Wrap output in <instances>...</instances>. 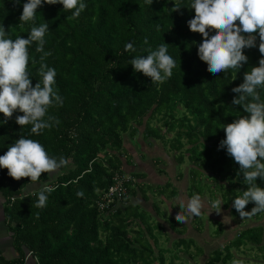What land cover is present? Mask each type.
<instances>
[{
    "label": "trees",
    "instance_id": "16d2710c",
    "mask_svg": "<svg viewBox=\"0 0 264 264\" xmlns=\"http://www.w3.org/2000/svg\"><path fill=\"white\" fill-rule=\"evenodd\" d=\"M25 2L15 5L13 0H0V26L4 25L12 39L17 35L27 38L32 26L19 24ZM84 2L87 8L74 20L66 18L71 13H65L61 4H44L36 13V26L49 24L45 50L52 54L46 62L56 69L55 87L64 101L63 106L50 109V114L58 117L59 126L29 136L31 126L22 129L16 123L15 117L23 114L20 112L0 123V155L23 134L38 140L50 156L70 160V166L59 173L42 174L40 183L55 187L43 209L34 206L38 187L24 192L30 178L17 181L0 168L5 223L19 253L8 258L0 248V264H25L31 255L37 264H166L165 253L171 249L159 246L158 236L147 223L149 212L132 199L139 191L149 199L148 184L139 181L146 174L128 170L129 145H133L129 137L140 132L144 138L160 140L164 149L174 153L177 165L187 161L192 165L189 197L210 192L211 202L224 199V205L237 214L232 200L247 187L237 175L239 165L226 149H219L225 137L219 128L247 115L231 105L237 95L232 88L243 82L246 71L258 66L259 39L256 48L245 49L249 60L240 71L215 76L198 56L202 35L190 31L187 24L194 10L182 7L172 12L174 0H153L151 6L145 0ZM177 2L183 6L187 0ZM128 42L134 43L136 52L125 51ZM163 43H167L176 67L170 79L152 84L151 78L134 71L130 60ZM30 53L37 58L40 55L35 45ZM37 67L29 64L33 84L39 79ZM4 119L0 113V121ZM159 122L161 125H156ZM117 174L136 180H126L127 193L115 200V206L101 210L99 202ZM184 175L177 171L178 179ZM257 183L264 187V180ZM171 187L167 182L154 192L172 199L179 192ZM78 191H83V197L76 195ZM253 206L250 203L246 208ZM154 207L159 210L156 202ZM258 217L264 218V213ZM170 227L180 234L187 230L178 231L174 224ZM160 228L165 232L162 225ZM193 242L178 238L175 251L184 246L187 251ZM244 246L264 251V222L240 230L226 245L214 249L204 264H232L237 260L234 249ZM195 253L204 254V249L197 247Z\"/></svg>",
    "mask_w": 264,
    "mask_h": 264
},
{
    "label": "clouds",
    "instance_id": "9594fccd",
    "mask_svg": "<svg viewBox=\"0 0 264 264\" xmlns=\"http://www.w3.org/2000/svg\"><path fill=\"white\" fill-rule=\"evenodd\" d=\"M15 5L20 0H13ZM149 6L153 0H145ZM44 4H61L66 18L74 20L87 8L84 0H27L19 17L21 26H32L27 38L17 35L10 38L9 31L0 26V113L7 123L15 112L23 113L15 117L16 123L23 129L31 126L29 136L40 135L44 130H51L60 124L50 109L63 106V97L56 85L57 72L48 65L47 58L51 51L45 50L46 34L49 24L36 26L37 10ZM182 7L194 10L195 15L187 21L190 31L200 33L203 41L198 44L199 59L207 64V71L215 76L227 75L230 70H238L248 62L245 49L257 47L261 54L258 66H252L244 73L243 82L232 88L237 95L231 105L243 109L247 115L226 123L223 129L225 137L219 142V149L239 165L237 175L247 186L242 195L232 200V207L241 219L264 213V187L257 183L264 180V0H187L186 4L174 0L172 12ZM182 14V13H181ZM210 33H214L211 34ZM148 43L147 39L144 41ZM35 45L37 57L30 53ZM125 51L136 52L133 42L125 44ZM147 55H136L130 60L135 72H142L151 78L152 84H162L173 76L176 61L168 54L167 43L160 44L156 50L145 49ZM37 67L38 82L33 84L29 64ZM70 166V160L64 156H50L38 141L21 135L8 150L0 155V168L7 169V174L19 181L30 178L31 186L39 188L35 207L47 206L48 196L55 187L40 183L42 174L55 175ZM187 174L184 175V177ZM83 197V191L76 193ZM252 203L250 211L246 206ZM180 211L175 215L178 223L190 217H198L203 211L221 213L222 201L217 199L210 206L199 195H193L185 204L179 201ZM233 264H243L242 260H233Z\"/></svg>",
    "mask_w": 264,
    "mask_h": 264
},
{
    "label": "rangeland",
    "instance_id": "374dc122",
    "mask_svg": "<svg viewBox=\"0 0 264 264\" xmlns=\"http://www.w3.org/2000/svg\"><path fill=\"white\" fill-rule=\"evenodd\" d=\"M162 122L157 123L156 125H161ZM166 130V129H164ZM174 133H171V136H173ZM143 133H138L137 137L133 138L132 136L129 137L130 142L138 147H140V142L138 140V137L140 138ZM142 139V138H141ZM158 142V145L162 147V144H160V140H155ZM154 156L159 158L160 154L162 155V152L160 148H158V151L156 149L152 148ZM168 153H170L173 157L174 153L172 151H168V149H165ZM152 158V157H151ZM149 158L148 164H145V167L147 168H152V167H157L156 170L160 168H163L164 165L160 163L159 165L155 163V158L151 159ZM161 159V158H160ZM175 162H173L172 166L167 167L168 172H171L172 177L177 178V171L175 169ZM178 173L183 172L184 174H187L185 176L184 182L181 183L186 186L183 190L178 189V186L176 187L174 182L168 181L172 183L171 189L176 188L180 195L178 194L176 198H166V195H159L157 196L154 192V190L160 189L166 184L165 181L169 180L168 176L163 175L161 178L165 183H161L160 185H155L151 180L147 179L144 180L148 186V196L150 197L148 200H146L148 203H146V210L148 209L149 214L147 217V223L152 226V230L154 234L158 236L159 239V246L165 247V248H170V252H166V264H169L171 261H174V264H204L205 260L212 254V251L214 249H217L219 247H222L226 245L229 241H231L238 233L240 230L260 224L264 222L263 217H258V214L253 215L251 217H247L244 219H241L239 216V213L234 214L231 211L230 207H226L224 205V199L222 200L221 198H218L219 200L222 201V206H221V213L217 214L215 211L209 213L208 211H203L202 214L199 216V218L195 219L194 217L188 218L185 222L183 223H178L175 220V215L180 211L179 208V201L181 199H184L185 204L187 203L188 196H187V190L189 193V171L191 168V164L187 162L183 164H178ZM164 172V171H163ZM162 169L159 170V173L163 174ZM158 173V174H159ZM168 178V179H167ZM205 181H211L212 179H205ZM150 183V184H149ZM188 183V185H187ZM147 186V188H148ZM27 189V187L25 188ZM24 189V191H25ZM28 193H31L30 189L27 190ZM140 193V198L142 199L143 202H145L144 198L142 197L141 192ZM205 193V192H204ZM210 192L205 193L204 196H200L202 200L205 202L206 205L210 206L211 200L209 198ZM221 195V192L219 193ZM222 197V196H221ZM190 198V197H189ZM138 198H134V200H137ZM217 200V199H216ZM175 202V204L173 203ZM215 201V199H214ZM151 202H156V205L158 206L159 210H155L154 203L152 204ZM252 207L246 208V210L250 211ZM218 221V222H216ZM174 222V223H173ZM174 224V228L176 230H183L184 228L187 227V230L184 231L183 234H180L177 231H174L171 229L170 225ZM160 225H162L166 230L165 232H160L161 228ZM185 226V227H184ZM222 228V232L218 233L217 231ZM187 238L188 241H194L192 243V246L190 247L189 250L186 251L185 246L183 248H179L176 250V247L174 246L175 240L178 238ZM192 239V240H191ZM198 248H203L204 249V254L201 255H196V249ZM191 252V254L189 253ZM234 256L237 260H243L247 261L244 264H264V251H261L257 249V247H242L238 251L234 249ZM176 259V260H175ZM233 264V262H232Z\"/></svg>",
    "mask_w": 264,
    "mask_h": 264
},
{
    "label": "crops",
    "instance_id": "0c3cea01",
    "mask_svg": "<svg viewBox=\"0 0 264 264\" xmlns=\"http://www.w3.org/2000/svg\"><path fill=\"white\" fill-rule=\"evenodd\" d=\"M142 138V139H141ZM138 140L140 142V149L138 147H136L135 145H129V149H130V153H131V162L128 166V170L130 172H143L146 174V177L144 180H151L153 183H155V185H160L161 183H167L168 181H172L174 182L175 186H178L179 191L183 190L184 188H186L185 185L181 184L184 182L185 177L178 179V178H174L171 175V172H168V168L169 166L173 165V162H175V158L174 155L172 157V155L170 153H168L164 148H161L158 145V142H156L154 139L152 138H144L143 135H141V137H138ZM152 148L156 149L157 152L158 148H160L162 155L160 154L159 158H161V161L159 162V160L157 161V158L154 156L153 154V150ZM152 157V158H151ZM149 158L154 159L155 158V163H157L158 165L160 163H162V165H164L162 169L163 174L159 173V170L157 172L156 170V166L152 167V168H147L145 167V164H148ZM175 169L176 171H178V165L175 163ZM159 173V174H158ZM163 175L168 176L169 180L167 181H163L161 178L163 177ZM168 179V178H167ZM143 179L139 181L140 182H145ZM188 185V183H187ZM32 191L36 189V186H31V184H29L27 186V189H25V193H28L27 190ZM188 189V188H187ZM178 191V192H179ZM188 192V190H187ZM180 195V193H178ZM177 194V195H178ZM148 195V194H147ZM188 196V193H187ZM138 198L137 200H134V198ZM143 197V195H142ZM177 196H175L174 198H176ZM134 198H132L134 200V202H137L140 206H142L145 210H146V203H148L145 199V202L142 201V199L140 198V193L138 192V194L136 196H134ZM150 198V197H149ZM189 199V196L187 197ZM152 204L154 202H151ZM173 203L175 204V202L173 201ZM3 202H2V196L0 195V248L3 250L4 255L8 258H14L19 256V253L17 251V249L14 246V240L12 238V232H10L8 230L7 224L5 223V213H4V207H3ZM147 211H149L147 209ZM25 264H37V259L36 257H33L32 255L27 257L26 259V263Z\"/></svg>",
    "mask_w": 264,
    "mask_h": 264
},
{
    "label": "built area",
    "instance_id": "2783aa9c",
    "mask_svg": "<svg viewBox=\"0 0 264 264\" xmlns=\"http://www.w3.org/2000/svg\"><path fill=\"white\" fill-rule=\"evenodd\" d=\"M134 179V177H131L127 174H117L115 178V183L103 194L99 206L101 210H106L110 207L115 206L113 204L116 199H121L123 195L127 193V189L125 187V181Z\"/></svg>",
    "mask_w": 264,
    "mask_h": 264
}]
</instances>
